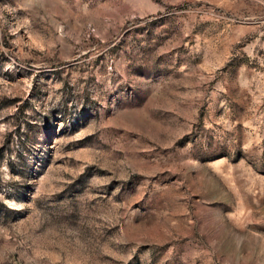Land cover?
<instances>
[{
  "label": "rangeland",
  "instance_id": "rangeland-1",
  "mask_svg": "<svg viewBox=\"0 0 264 264\" xmlns=\"http://www.w3.org/2000/svg\"><path fill=\"white\" fill-rule=\"evenodd\" d=\"M0 264H264V0H0Z\"/></svg>",
  "mask_w": 264,
  "mask_h": 264
}]
</instances>
